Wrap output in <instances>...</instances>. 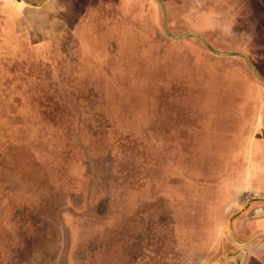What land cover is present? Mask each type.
I'll list each match as a JSON object with an SVG mask.
<instances>
[{
	"label": "rangeland",
	"instance_id": "374dc122",
	"mask_svg": "<svg viewBox=\"0 0 264 264\" xmlns=\"http://www.w3.org/2000/svg\"><path fill=\"white\" fill-rule=\"evenodd\" d=\"M26 1L0 0V264H203L240 249L264 264V235L241 248L227 230L264 198V179L248 181L264 167V84L244 61L169 38L156 0ZM161 1L170 35L241 53L264 78V0ZM175 146L206 155L200 172L190 155L170 172ZM161 181L192 185L193 239ZM259 207L233 221L237 242L264 233L247 219Z\"/></svg>",
	"mask_w": 264,
	"mask_h": 264
},
{
	"label": "crops",
	"instance_id": "0c3cea01",
	"mask_svg": "<svg viewBox=\"0 0 264 264\" xmlns=\"http://www.w3.org/2000/svg\"><path fill=\"white\" fill-rule=\"evenodd\" d=\"M124 1V0H123ZM129 1L130 0H126V1H124V6H125V4L127 3V4H129ZM126 2V3H125ZM126 4V5H127ZM130 5V4H129ZM139 15V14H138ZM123 28H124V25H121ZM77 30L79 31L78 33H80V32H84V27L83 28H77ZM77 33V34H78ZM125 33H126V30H125ZM127 36H129L128 34H126V36H123L122 37V39L124 40V41H126V37ZM82 37V36H81ZM98 40H101V37L99 38L98 37V39H97V41ZM99 45V44H98ZM213 93V91H209V94H207V95H211ZM232 96H235V94H236V92H232V93H230ZM204 95V94H203ZM210 107V106H209ZM223 107H227V106H223ZM210 108H212V107H210ZM223 110V109H222ZM225 110V109H224ZM209 126H204V128L206 129V128H208ZM211 128H216L214 125H212V126H210ZM207 138H208V135H207ZM209 139V138H208ZM197 143H204V141L205 140H207L206 139V136L205 137H201V136H199V137H197V138H195L194 139ZM201 141V142H200ZM205 144V143H204ZM203 144V145H204ZM258 148H257V150H261V152H263V154H264V143H262L261 145H258L257 146ZM173 149H174V151H176L175 149H176V146H175V148H173V147H171L170 148V152H169V158H170V160L169 161H171V164H170V166H169V170H170V172L172 173V174H177V172L176 171H174V168L176 169V164H178V163H180V162H178V163H174L173 161H174V159H176V158H178L179 160L178 161H186L187 160V156L188 155H190L191 156V168H190V171L193 173V172H200L199 171V163L201 162V161H203V160H206V155L205 154H201V153H198L196 156H195V154L193 153V152H187L186 151V154L184 155L183 154V157H181L180 156V154H178V152L176 151V154H174L173 153ZM180 149H181V153H183L182 151V146L180 147ZM263 154L261 153V160H260V162H261V164H264V156H263ZM179 155V156H178ZM172 159V160H171ZM177 161V160H176ZM260 168L261 169H255V171L253 172V171H251V173H249V175H248V181H249V185H251V186H258L257 184H259V180H262V179H264V167L262 166H260ZM166 169H168V168H166ZM166 172H167V170H166ZM187 174H188V170H187ZM257 180V181H256ZM159 184H161V186H162V188H158V190H159V192H161V193H164L165 195H168L169 197H170V210H171V214H172V221L173 222H175V227H176V230H177V227L179 226V225H181V224H185L187 227L189 226V228H186L185 230H186V233H187V235L186 236H188V237H190L191 239H193L194 238V235L192 236V233H190V232H192V231H190V232H188V229L189 230H191L190 229V227H191V224H194L196 221H195V219L193 218V216H192V212H193V208H192V203H193V192H195L194 191V189H193V187H192V185H186V187H177V186H175V187H173V186H169V187H166L165 188V186H163L162 185V181L159 183ZM189 187H190V190H189ZM151 192V189L150 190H148V191H146V193H150ZM175 191H177L179 194H181V196L180 197H182L184 194H185V202H184V206H183V204L182 203H180L181 201H179V197L178 198H175ZM201 191H203V190H201ZM205 192H202V195H201V200H203L204 198H208L205 194H204ZM206 196V197H205ZM179 203V204H178ZM177 206H179V207H181L182 208V211L180 212V213H178V211H177ZM203 209V208H202ZM199 211H200V209H198V213H199ZM210 221V219L207 221V222H209ZM250 221H252V220H250ZM254 221V220H253ZM256 223H255V227H256V229H258L259 231H264V218H261V219H257V221H255ZM183 227V226H182ZM183 236V235H182ZM192 264V263H191Z\"/></svg>",
	"mask_w": 264,
	"mask_h": 264
},
{
	"label": "water",
	"instance_id": "95a60500",
	"mask_svg": "<svg viewBox=\"0 0 264 264\" xmlns=\"http://www.w3.org/2000/svg\"><path fill=\"white\" fill-rule=\"evenodd\" d=\"M24 3L31 5V6H37L34 5L26 0H22ZM162 7L163 10V31L165 33V35H167L169 38L173 39V40H179V39H184L187 37H195L197 39H199L200 41H202L204 43V45L206 46V48L214 55L219 56V57H231V56H236L241 58L245 65L248 67V69L251 71V73L254 75V77L260 81L261 83L264 84V78H262L259 73L255 70V68L251 65V63L249 62V60L247 59L246 56H244L241 53L238 52H230V53H220L215 51L211 45L207 42V40L203 37H201L200 35L196 34V33H191V34H187V35H183V36H172L169 34L168 30H167V24H166V12H165V5L161 0H156ZM255 203H264V198L263 197H258V198H253L250 201H247L245 204H243L241 206V208L237 211V213H235L234 215H232L229 219L228 222V232L229 235L231 237V240L233 241V243L235 245H237L238 247L241 248H245L246 246H248L255 238L264 235V233H259L255 236H253L251 239H249L248 241L244 242V243H239L236 241L235 236H234V230H233V221L235 220V218L239 217L240 215H242L252 204ZM264 218V207H259V208H255L252 211L251 216H249L247 219L248 220H257V219H261ZM246 256H247V251L245 249H240L239 251H237L234 254H230L225 256L223 259H211L208 260L206 262H204L203 264H244L245 260H246Z\"/></svg>",
	"mask_w": 264,
	"mask_h": 264
},
{
	"label": "flooded vegetation",
	"instance_id": "af4514ba",
	"mask_svg": "<svg viewBox=\"0 0 264 264\" xmlns=\"http://www.w3.org/2000/svg\"><path fill=\"white\" fill-rule=\"evenodd\" d=\"M263 154V153H262Z\"/></svg>",
	"mask_w": 264,
	"mask_h": 264
}]
</instances>
